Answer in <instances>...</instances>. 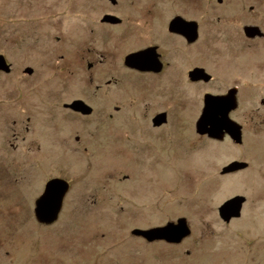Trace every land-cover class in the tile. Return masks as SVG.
Returning <instances> with one entry per match:
<instances>
[{"label":"rangeland","instance_id":"obj_1","mask_svg":"<svg viewBox=\"0 0 264 264\" xmlns=\"http://www.w3.org/2000/svg\"><path fill=\"white\" fill-rule=\"evenodd\" d=\"M248 1L257 11L255 17L248 12V23L264 25V0ZM45 2L49 13H64L63 25L48 24L34 42L26 0H0V53L13 59L59 45L54 36L67 35L72 25L69 0ZM239 18L242 39L235 34L231 49L252 45L256 54L246 59L252 71L223 77L226 86L240 88L245 148L197 138L193 93L178 90L177 78H171L172 87L162 79L167 88L161 92L141 83L133 91L132 82L123 81L103 84L92 96L93 86L77 84L84 72L79 68L63 70L54 81L65 84L52 88L19 85L17 76L0 73V264H264V177L215 178L219 169L205 170L207 162L225 163L234 155L254 159L255 147L264 150V40L243 37L240 25L243 34L249 16L239 12ZM220 44L229 52L230 43ZM220 87L216 81L214 88ZM79 96L89 97L98 113L65 115L60 102ZM144 106L151 114L168 113L161 134L142 117ZM212 152L221 157L213 159ZM51 177L68 179L70 190L58 219L44 224L33 210ZM237 194L246 197L242 217L227 224L217 210ZM180 217L191 232L179 244L148 242L132 232Z\"/></svg>","mask_w":264,"mask_h":264},{"label":"flooded vegetation","instance_id":"obj_2","mask_svg":"<svg viewBox=\"0 0 264 264\" xmlns=\"http://www.w3.org/2000/svg\"><path fill=\"white\" fill-rule=\"evenodd\" d=\"M45 1L26 0L24 6L28 15V29L36 32L34 42H39L46 35L47 32L44 30L48 24L57 23L59 27L63 25V20L60 18L64 13L54 11L49 13L44 8ZM69 6L72 15L68 16V20L72 21V25L67 35L54 36L59 43L55 49L33 50L28 56L13 59L0 53L5 58V67L0 68V73L17 76L20 80L19 85L33 83L41 88H52L58 82L54 79L59 77V74H63V70L79 68L84 72L78 78L77 84L93 86L92 96H96L98 91L101 92L103 84L110 85L123 81L132 82L133 91L134 84L136 86L141 83L140 85H144V88L150 86L154 91L161 92L167 88L166 83H160L162 79H169L168 83L172 87L171 78H177L178 90H192L194 96V103H192L196 115L193 126L197 138L200 141L207 140L211 146L217 143H228L236 149L245 148L248 135L245 133V124L241 121L240 114L243 113L238 111L241 105L240 88L238 85L226 86L223 75L224 72L231 75L237 73L242 77V71L246 70L249 73L252 71V68L246 64L247 55L256 54L252 45L247 42L241 43L242 47L237 52H233L231 45L234 40L237 42L241 38L237 32L238 24L241 23L239 12L249 16V19L245 21L247 24L243 28V34L240 25V34L255 40L256 44L257 41L264 40V25L248 23L251 19L248 12L253 17L256 16V4L248 0H241V2H230V0H69L65 7ZM246 27L255 29L249 34ZM235 34L239 37L238 40ZM224 41L230 43V45L227 44L229 52L226 51L225 45L222 47L220 44ZM117 58L120 59L119 64L115 62ZM62 80L60 79L59 82L65 84L66 81ZM216 81H219L220 89L214 88ZM138 86L137 89H139ZM226 95H231L236 103V107L229 110L228 114L241 126V138L238 142L226 130L212 136L209 133L211 126L208 124L207 129H204L205 127L200 124L207 101L212 100L214 96L225 97ZM79 100L83 102V105H71ZM89 100L87 96L86 99L79 96L68 101L62 100L60 103L67 116L90 117L99 110L96 104ZM261 101L264 103L263 99ZM114 107L116 111L122 109L118 105ZM143 109L142 117L145 118L147 125L160 131L158 133L161 134L163 127L171 120L168 113L160 110L151 114L146 106ZM160 114H164V118L157 117ZM109 117H112V114H109ZM213 117L210 116L208 119H214ZM260 122L255 123L260 124ZM255 136L254 139H261L259 135L255 134ZM75 140L81 143L84 139L76 136ZM198 146L203 153V144ZM259 150L258 146L253 150L254 159H245L242 152L244 158H236L234 155L225 163L207 162L205 170L219 169L216 174H213L215 178H227L246 173L264 177V150L262 149L261 152ZM213 152L211 154L213 159L221 157L218 156L220 152H217L216 156ZM202 156L200 160L205 166ZM202 173L206 174L207 171ZM67 182L68 193L70 182L69 180ZM66 194L62 199L61 210ZM242 196L244 201L238 216H231L226 220L219 215L218 208V215L223 222L229 224L232 220L242 217L246 202V197ZM134 235L148 241L143 236ZM158 240L172 245L181 243V241L171 242L166 239Z\"/></svg>","mask_w":264,"mask_h":264},{"label":"water","instance_id":"obj_3","mask_svg":"<svg viewBox=\"0 0 264 264\" xmlns=\"http://www.w3.org/2000/svg\"><path fill=\"white\" fill-rule=\"evenodd\" d=\"M246 28L249 34L255 29L253 27ZM2 67H5V58L0 54V68ZM234 101L231 95H226L225 97L214 96L212 100L207 101V106H205L203 110V117L200 124L205 127L204 129H207L206 125L209 124L211 126V128H209V133L212 136L219 135L220 132L226 130L237 142L240 141L241 126L233 121L228 114L229 110L236 107ZM76 104L80 106L83 105V102L79 100L71 105L73 106ZM210 116H214V119H208ZM157 117L162 119L164 118V114H160ZM44 189V192L35 200L34 212L39 222L51 224V222L58 218L61 212L62 199L69 189L68 182L61 177L51 178L46 183ZM243 201L244 197L242 195L224 201L219 207V215L226 220L230 219L231 216H238ZM190 232L191 229L188 227L186 217H180L177 221L168 222L163 226H154L148 229H133L134 234L143 236L148 241L166 239L171 242H180L183 238H186Z\"/></svg>","mask_w":264,"mask_h":264}]
</instances>
